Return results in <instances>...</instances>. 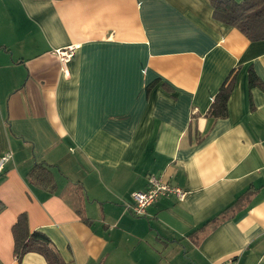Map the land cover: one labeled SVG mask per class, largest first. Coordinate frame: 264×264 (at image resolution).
<instances>
[{"label":"crops","instance_id":"obj_1","mask_svg":"<svg viewBox=\"0 0 264 264\" xmlns=\"http://www.w3.org/2000/svg\"><path fill=\"white\" fill-rule=\"evenodd\" d=\"M212 14L208 0H0V264H47L15 260L21 213L63 264H264V90L248 84L264 85V40ZM74 46L65 75L55 51ZM36 163L53 194L28 182ZM150 175L185 199L135 217L126 205Z\"/></svg>","mask_w":264,"mask_h":264},{"label":"trees","instance_id":"obj_2","mask_svg":"<svg viewBox=\"0 0 264 264\" xmlns=\"http://www.w3.org/2000/svg\"><path fill=\"white\" fill-rule=\"evenodd\" d=\"M213 9V18L230 27L238 29L249 41L264 40V0H208ZM234 75L228 77L216 94L208 110V116L213 119L225 118L227 115V102L233 88ZM249 88H260L264 85L252 72L248 77ZM30 185L38 187L48 194L56 190L54 176L50 168L43 163H36L26 176ZM251 197L248 192L241 195L230 207L219 213L216 217L205 223L201 228L192 233L196 236L207 227L212 231L224 220L232 217V212L239 209V205H246ZM2 207L0 206V209ZM13 238V255L17 262L28 253L41 255L47 264H63L62 259L50 239L39 231H30L28 218L25 213L18 215L16 222L11 227Z\"/></svg>","mask_w":264,"mask_h":264},{"label":"built area","instance_id":"obj_3","mask_svg":"<svg viewBox=\"0 0 264 264\" xmlns=\"http://www.w3.org/2000/svg\"><path fill=\"white\" fill-rule=\"evenodd\" d=\"M76 47H69L64 50H57L55 54L61 65L62 72L67 75V66L71 61ZM11 152H6L0 158V173L3 170L4 164L11 159ZM173 196L177 201L182 202L185 199L186 193L179 187L170 185L163 181L161 177L150 175L147 178V188L142 192H132L130 194V203L126 205V209L135 217H142L146 213V209L152 206L159 198ZM221 264H237L236 259H228Z\"/></svg>","mask_w":264,"mask_h":264}]
</instances>
